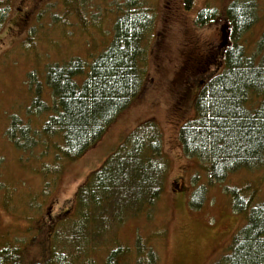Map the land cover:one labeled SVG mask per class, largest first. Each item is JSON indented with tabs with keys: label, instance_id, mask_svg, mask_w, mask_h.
Instances as JSON below:
<instances>
[{
	"label": "rangeland",
	"instance_id": "374dc122",
	"mask_svg": "<svg viewBox=\"0 0 264 264\" xmlns=\"http://www.w3.org/2000/svg\"><path fill=\"white\" fill-rule=\"evenodd\" d=\"M231 1L193 0L185 9L182 0H152L155 19L145 86L82 155L54 163L52 153L37 159L16 149L6 135L9 119L25 115L38 83L49 100L46 65L72 57L90 59L109 43L116 10L107 0H0V248L18 247L27 264L39 260L47 253L48 223L71 218L76 189L129 132L151 119L162 132L168 161L162 194L150 211L113 227L90 256L102 264L109 248L119 246L131 249L124 259L132 261L136 236L155 252L156 264H213L224 254L245 222L225 188L248 184L249 192L262 198L264 169H241L209 185L207 170L183 155L178 129L194 114L197 79L221 63L225 46L223 16L203 25L195 16L202 8L223 14ZM255 1L256 21L239 42L257 61L264 0ZM52 165L57 173L44 174ZM200 187L203 195L197 193Z\"/></svg>",
	"mask_w": 264,
	"mask_h": 264
},
{
	"label": "trees",
	"instance_id": "16d2710c",
	"mask_svg": "<svg viewBox=\"0 0 264 264\" xmlns=\"http://www.w3.org/2000/svg\"><path fill=\"white\" fill-rule=\"evenodd\" d=\"M192 2L182 0L185 9ZM107 5L116 10L109 43L90 59L72 57L46 65L49 100L38 83L25 115L10 117L6 135L16 149L37 159L52 153L54 163L76 159L145 86L154 4L107 0ZM256 8L255 0H233L223 14L202 8L195 16L199 25L221 16L225 24L221 63L197 79L193 117L178 129L183 155L207 170L209 185L241 169H264V31L256 44L257 61L239 42L256 21ZM57 170L56 165L46 166L43 173ZM167 170L162 132L153 120H145L76 189L71 218L48 223L47 253L31 264H96L90 255L113 227L151 210L162 194ZM249 188H225L233 210L244 213L245 222L213 264H264V197L256 199ZM204 192L203 187L197 191ZM191 205L199 206L195 201ZM130 251L111 247L102 264L157 263L155 252L138 236L133 260H125ZM0 264L27 263L18 247L5 246L0 248Z\"/></svg>",
	"mask_w": 264,
	"mask_h": 264
}]
</instances>
